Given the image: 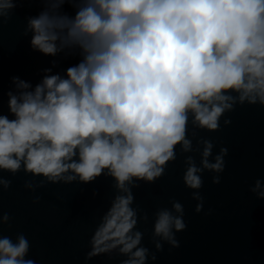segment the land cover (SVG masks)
I'll list each match as a JSON object with an SVG mask.
<instances>
[{"label": "clouds", "instance_id": "obj_1", "mask_svg": "<svg viewBox=\"0 0 264 264\" xmlns=\"http://www.w3.org/2000/svg\"><path fill=\"white\" fill-rule=\"evenodd\" d=\"M17 2L0 0V25ZM39 2L44 7L25 30L31 47L53 57L78 52L81 59L63 75L45 69L35 86L12 77L13 118L0 114V172L23 170L42 177L41 187L111 176L125 213L119 253L131 250L122 264H147L156 256L137 225L149 216L132 207L131 189L161 177L179 147L183 183L202 211L203 173H215L212 183L219 184L228 149L213 156V141L199 131H218L221 117L238 104L264 106V0ZM65 4L74 15L63 11ZM11 183L0 175V189ZM250 191L264 198V181L256 179ZM170 204L153 213L157 251L164 242L179 247L175 234L186 228L184 206ZM9 220L0 215V264H35L23 233L3 234ZM111 252L92 250L86 259Z\"/></svg>", "mask_w": 264, "mask_h": 264}]
</instances>
